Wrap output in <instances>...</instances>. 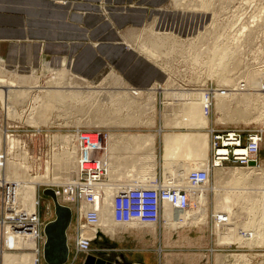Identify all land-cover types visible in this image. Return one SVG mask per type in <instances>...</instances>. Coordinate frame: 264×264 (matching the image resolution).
<instances>
[{"label":"rangeland","instance_id":"1","mask_svg":"<svg viewBox=\"0 0 264 264\" xmlns=\"http://www.w3.org/2000/svg\"><path fill=\"white\" fill-rule=\"evenodd\" d=\"M200 1L209 3L211 8L208 10L197 8ZM100 9L102 13H107L103 5ZM160 12L159 15L151 11L150 15L144 18L142 25L144 27L131 29L125 35V39L134 47L130 50L139 54L138 60L144 58L148 62L141 61V64L144 63L145 68L142 65L140 67V70H144L147 74L148 82L145 81L147 85L144 82L136 83V86L132 85L131 81V83L127 81L129 79L124 78V74L121 75L114 70L111 73L121 83L116 81V78H114L116 83L112 77L108 79V76H110L108 73L110 72L106 73L104 70L101 74L89 80L75 75L67 67L53 69L46 65L45 68L34 69L30 72L11 69L13 70L12 73L18 76L21 74L32 75L35 82L34 86L37 84L39 86L32 92H29V89V97L24 98L26 103L23 104L24 102L21 101L14 109L15 116L16 112H18L19 118H22L23 115L21 120L6 115L3 111L4 109L8 113V106L6 107L7 103L5 102L6 96L3 92L0 93V153L2 150H7V153L11 156L6 162L2 180L6 181L4 192H6L8 186L10 189H14V191L9 190L7 192V195L12 192L11 194L16 199L15 204L9 207L14 210V215H16L12 219L15 220L13 223L15 224L16 220L19 219H27L28 222L24 224L29 222L37 224L39 219L41 230L47 220L55 218L51 197L47 196L44 191L49 186L48 181L64 179L66 176H62L64 172L61 170V165L54 162L52 157L54 152L77 151L78 132L93 134L94 139L106 149L105 161L109 156L108 160L110 159L112 165L113 163H119L123 158L131 159L137 163L139 162V155L143 152L130 150L129 145H132L131 142H119L120 140L114 139L110 134L155 133L153 137L155 143L152 149V151L154 150L155 159L151 161L154 167L140 168L142 173L151 171L153 180L159 178L158 167L160 165L162 174L166 176L163 170L164 151L174 146L180 145L185 149L191 148V150L195 146L196 151L194 150L191 161L188 162H203L199 152L201 150L199 143L194 144L192 141L193 134H198L197 137H200V135H203L204 138L209 137L208 145H206L204 152L201 151L203 154L208 155L206 159L209 158L208 162L211 165L209 167V181L201 187L206 192L202 198L203 203L208 199L204 203L206 206L208 205L205 206L208 212L206 215L207 225L206 222L204 224L200 223L202 219H198L200 220L198 225V223L196 224L198 220L188 219L185 222L182 217L174 218L175 220L168 217L163 218L161 213L163 205L158 202L156 204L159 205L158 210L154 209L153 217L147 219L149 225L147 223L131 224L132 222L120 223L117 221L119 226L117 225L116 237L113 239L109 236V233H105L104 239L94 244V251L91 252L93 256L89 255V257L93 260L100 258L112 264H123L124 262L218 264L217 256L225 254L226 259L222 264H264V243H247L242 235L238 236L241 237L242 241L235 239L234 234L229 230V228L234 227L232 225L233 221H238L234 218L239 216L244 218L241 219L243 220L242 227L247 226L249 222L253 223L248 233L249 237L255 234L259 230L260 218L262 215L264 216V202L256 205L252 199L243 208H241L242 205L240 206L239 215L233 214L230 219L222 218L220 213L217 215L215 194L223 186L219 182L213 167V163H215L214 134L221 135L228 131H240L243 135V142L246 143L249 132L254 130L264 131V0H168L163 4ZM191 13L200 16L197 25H194L196 22L190 21L188 15ZM190 22L192 23L190 24ZM123 31L125 32V30ZM202 37L204 38L201 40ZM4 68L8 67L3 65L0 67V72ZM62 73L68 74V76L71 75L70 79H81L80 82L82 80L92 82L94 79L97 80H94V82H98L94 84L97 88L90 90L99 92H92L87 97L84 95L81 100L83 103L78 102L80 104L73 103L59 107L55 110L56 113L53 112L54 117L52 116V121L49 123L48 102L41 105L39 98H41L43 89L54 82L56 78L64 76V74L61 76ZM8 75L7 73L4 77H0L1 82L7 83L2 82L6 86L12 82ZM247 81L249 83L245 87L240 85L241 82ZM123 84L128 89L138 91L143 96V100L137 106L143 108L140 114H144V116L140 119L139 114L136 112L137 106L131 105L123 108L122 105H115V109L119 113L130 116L127 119H121L119 123L115 122L114 126H109L106 123L110 119L111 106L105 104L107 101H100L98 98L109 96L108 93L103 92L104 90H126ZM243 94L252 98L248 100L247 97H243ZM224 102L231 111L230 116L225 117L223 113H219L217 110L218 105ZM35 103H38V111L30 118L31 123L40 118L43 123H46L42 127H32L27 122ZM207 106L209 107V113L206 109ZM149 109L150 111H148ZM244 111L248 115L242 117ZM102 115H104L105 124L97 125L103 119ZM122 124L125 127H122ZM35 128H41V130L36 131ZM56 134H60L59 141L62 142L59 143V148L54 151L50 137ZM61 134H66V136L64 137ZM6 135H12L16 141L21 143L19 142L18 146L11 148ZM64 138H67L66 140L70 139L69 146L63 141ZM110 145H113L115 150H112ZM143 151L145 152V150ZM146 153L148 155L152 154L151 151H146ZM29 154L32 156L28 164L27 156ZM129 155L132 158H129ZM259 160L257 166L253 164V167L248 168L239 167L233 161L224 163V165L230 167V171L234 172L235 176L262 175L260 170H262L261 165L264 164V141L261 145ZM9 162L17 163L21 168L19 171L22 169L23 171L15 175L14 172H11L12 169L7 168ZM52 165H59V167ZM206 166L203 169H206ZM24 173H26L25 176ZM125 176V174H121L119 183L126 184L127 177ZM140 176V179L146 177V175ZM164 176L162 177L165 182L166 177ZM249 179L255 180L256 178L251 177ZM33 181L34 183H41V186H38L37 197H30L33 194L31 191ZM104 182H110L108 176ZM111 184L118 186L117 183ZM25 185H28L27 191H24ZM185 186L189 187V185ZM232 188L235 187L229 185L227 191L231 192L230 189ZM236 188L242 194L252 193V189L257 188L259 190L252 197L264 195V184L242 183L238 184ZM215 189L217 190L215 191ZM7 195L4 213L5 222L9 223L6 216L9 204ZM227 204L228 209L232 207L230 202L227 201ZM223 206H226V202ZM124 209L127 210V213L120 214L119 218L116 216V219H128L129 216L133 215V210L131 211L132 214L129 215L126 206ZM30 216H34V218L31 219ZM74 219L77 218L74 216ZM216 222H219L222 229H224L219 235L216 234ZM72 224L73 228H71L70 234L74 256V254L78 255L75 246V238L77 237L76 220ZM166 224L172 226L167 227ZM40 230L39 235L41 237ZM220 240L224 244L220 243ZM5 252L6 246L4 245V249L0 252V264H14L17 258L23 259L20 255H23L24 252H17L13 249L11 259L4 262L1 255ZM80 256L82 258L80 257L77 264H83L85 257H87L82 254ZM39 259L40 257H38L37 263L31 262L29 264H41L39 263L41 259ZM31 260H33V257ZM89 262V264H93L94 261Z\"/></svg>","mask_w":264,"mask_h":264},{"label":"bare ground","instance_id":"2","mask_svg":"<svg viewBox=\"0 0 264 264\" xmlns=\"http://www.w3.org/2000/svg\"><path fill=\"white\" fill-rule=\"evenodd\" d=\"M197 8L208 10L211 8V5L209 3H205V2L200 1ZM188 17H189L190 21L191 20L193 21V23L196 22V24H194V25L198 24V21L200 18L199 15H197L195 13H191L188 15ZM191 23L192 22H190V24ZM203 38L204 37H202L201 40ZM13 70H11L9 68H4L3 71L0 72V77H2V76L4 77L8 73L9 74L8 77L12 81L11 84H9L8 86L3 84L6 82L2 81L3 82L2 83L0 81V93L3 92L6 96L5 102L7 103L6 107L8 106V113L6 112V110L3 109V111L6 113V115L10 118H16V117L19 118L18 112H16V116H15V110L14 109L16 108V106L19 105V103L21 101L24 102V98L29 97V94H30V93H28L29 89H30L29 92H32L35 88H38L39 86H38V84L34 86L35 82L32 79V77H33L32 75L21 74L18 76L16 74L12 73ZM105 72L106 73L110 72V73H108V75H110V76H108V75H106V76H108V79L110 77H112L113 81L115 82L114 78H116V77L111 73V71L107 70ZM63 74H64V76L62 78H56V79L54 78L55 79L54 82H52L48 87H46L45 89H43L41 91V93H42L41 98H39V103L41 105H45L48 102V105H49L48 121H49V123H51V121H52V116L54 115L53 112L56 109H58L59 107L64 106V105H70L73 103L77 104L78 102L83 103L81 100H82V97L84 95H86V97H87L92 92H99L96 90H93V91L90 90V89L97 88V86L94 85L95 83L96 84L98 83V82H94L95 79L93 80V82L89 81V80H87V81L82 80L83 82L82 81L80 82L79 80H81V79H78V80L70 79L72 77L71 75L68 76V74L62 73L61 76ZM23 79H25V80H23ZM116 79H117L116 81L120 82V80L118 78H116ZM95 81H97V80H95ZM105 82H106V80H105ZM248 83H249L248 81L247 82H241L240 85L245 87L246 84H248ZM248 87H250V86H248ZM124 88L126 90H121V91L104 90L103 92L108 93L109 96H103V97L98 98V100H100V101H103V100L107 101V102H105V104L111 106V108H110L111 109L110 119L106 123L109 126H114L115 122L119 123V121L121 122V119L124 120V119L129 118V116H130V115L124 116L123 113H119L115 109V105H122L123 108L126 106H131V105L137 106V105H140V102L143 100L142 99L143 96L138 91L128 89V87H126V86ZM106 89H108V88H106ZM251 91H253V90H251ZM248 96L246 94H243V97H247L248 100L252 98V97H248ZM25 103L26 102H24L23 104H25ZM23 104H21V105H23ZM78 104H80V103H78ZM225 104H226V102H224L222 104L220 103L217 107V110L219 113H223V115L226 117V116L231 115L230 114L231 111L229 110V108ZM258 104H260V103H258ZM37 106H38V103H35V106L32 107V111L27 118V122L32 127L33 126L42 127V126L46 125V123H43V120L40 118L36 119L35 122L31 123L30 118L34 116V113L36 111H38ZM142 110H143V108L141 109L137 106L136 112L139 114L140 119H142V117L144 116V114L143 115L140 114V111H142ZM148 111H150V109ZM55 113H56V111H55ZM88 113H86V114H88ZM242 114H243L242 117L248 115V113L246 111H244V113H242ZM102 117H103V119L97 125H104L105 124L104 115H102ZM218 117H219V114H218ZM19 119L20 120L23 119V115H22V118H19ZM117 119H118V121H117ZM0 120H1V117H0ZM218 121H219V119H218ZM122 127H125L124 124H122ZM35 129H36V131L41 130V128H35ZM120 129H122V128H120ZM78 134H79V132L77 133V135ZM61 135L64 137L66 136V134H61ZM154 135H155V133L110 134V136L113 137L114 139L120 140L119 142H126V143L131 142L132 145H129L130 150H136V151L140 150L139 152L144 153V154L141 153L139 155V157H138L139 162H137V163L133 162L131 159L123 158L119 163H113V165H112L110 159L108 160L109 156H108L106 161H105V159H106L105 155L102 158V160L104 162V167L107 170V176H108V179H110V182L109 183L104 182L102 184V186L100 187V190L102 192V198L100 199L101 202H100V205L98 207L99 222H100L99 226H100V229L102 230V232L104 234L109 233V236L113 239L116 237V230L118 229L117 225L119 223L117 221H119L120 223L132 222L131 224H133V223H135V224H146L147 223L149 225L147 218L145 219V217H142L141 212L138 211L137 205H139V200H141L142 198L148 199V201H147L148 204L151 203L153 205L151 207L152 210H154L156 204L158 202H160L156 193L145 195V194H142L139 191H137V189L135 187L137 184L141 185L142 182L145 184L148 181L153 180V178H152L153 173L151 171L142 173V171H140V168L147 167V166L154 167L153 163H151V161H153L155 159L154 150L152 151V149L154 147V143H155L154 139H153ZM197 135L198 134H193L192 141L194 144L199 143L200 148H201V150H199V152H200L201 158H203V160H202L203 162H200V163H195L194 161L188 162V161H191L190 159L194 154L195 146L192 148V150H191V148L185 149V147H182L180 145L174 146L171 149L165 150L164 151V157H163L164 158V167H163L164 169L163 170H164L166 176H164V175L163 176L166 177V183L168 181H174L178 186H180L182 188H189V187L185 186V185H188V182H187L188 172L195 170V169L203 168L206 165H207L206 169H208L209 174H210L209 167L211 165H210V162H208L209 158L206 159L208 157V155H205L202 153V152H204L206 145H208V143H209L208 142L209 137L204 138L203 135H200V137H197ZM0 136H1V132H0ZM6 136H7V138H6L7 142L11 148H13L16 145L18 146L20 141L19 142L16 141L12 135H9V136L6 135ZM59 137H61L60 134H56L53 137L52 136L50 137V140L52 142L51 144H53V147H54L53 148L54 151L56 148H59L58 147L59 143L62 142V141H59L60 140ZM235 137H236V133H234V131H230V136L228 138L229 140L225 141L223 146L220 148V151L214 153L215 163L216 164L218 163V165H221V167H215V165L213 167L215 168V172H216L215 174L218 176L219 182L223 186L219 190L215 189V191L217 190V193L215 194L216 195V206H217L216 207L217 208L216 214L218 215V213H220L222 218H224V219H230V216H232L233 214L239 215V213L241 211L240 206L242 205L241 208H243L244 205L246 206L248 203L251 202L252 199L255 201L256 205L260 202H264V195L258 196V197H252V195H254L255 192H257L259 189L254 188V189H252L253 190L252 193L242 194L239 192V189L236 188L238 186V184H242V183H244V184L254 183V185L264 184V177H263V175H264V164L261 165L262 170H260V171H262V175L252 174L251 176H248V177L235 176L234 172L232 173L230 171V167H225V165H224V162L232 161V160H230L231 151H230L229 146L234 147L235 145H239V144L234 143V140L236 139ZM190 138H191V136H190ZM66 139L67 138H64L63 141L66 143L67 146H69L70 145V142H69L70 139L69 140H66ZM241 145H243V143ZM110 148H112V150H115V147L113 145H110ZM139 148H141V149H139ZM143 150H145V152ZM146 151H151L152 154L148 155L147 154L148 152L146 153ZM241 153H242V151H240V149H238V151H236V155H239ZM78 155H79L78 145H77V151L76 150H74V151L73 150H67V151L65 150L63 153L54 152V155L52 158L54 159V162H57V164L61 165V170L64 172L62 174V176H66V177L64 179L52 180V182L48 181L49 186L46 189L54 190L55 188H53V187H57V186H62L64 188H67L68 183L72 182V180H73L72 178L76 174V170L78 167V162H77L78 157H79ZM31 156H30V154H29V156H27V163L28 164L30 163L28 161H30ZM238 157L239 156H236V158H233L234 160H236V161H234V163H237V164L239 163L237 161ZM129 158H132V157L129 155ZM7 166H8L7 168H10L13 170L11 172H14L15 175H17L21 171H23V169L21 171H19L21 168L19 167V165L17 163H14V162L13 163L9 162ZM52 166L59 167V165H52ZM239 167H241V166H239ZM243 168H248V167H243ZM220 169L222 171H219ZM46 174H48V173H46ZM121 174L126 175L125 176V177H127V180L125 181L126 184L119 183L120 178H121ZM25 175H26V173H24V176ZM140 175H146V177L144 179H140V177H141ZM114 177H116V178H114ZM251 177L256 178V179L255 180L249 179ZM111 178H113V179H111ZM247 179H249V180H247ZM105 180H106V178H105ZM30 183H31V181H30ZM111 183H117L118 186L111 184ZM40 184H41L40 182L34 183V181H33L32 189H31L33 194L30 197H37L38 186L40 187L41 186ZM229 185L235 187V188L230 189L231 192L227 191V187ZM27 186L28 185L24 186V191H27L26 190ZM196 189H197V191H196ZM204 190L205 189H201V187L193 189L194 195H195L194 196L195 200H193V202L191 203V207L188 210L187 209H181L179 207H175V206L171 205L167 200L161 201V203L163 205L162 212H161L163 215V218L168 217V218H172L171 220H175L174 218L182 217L183 219H185V222L188 221V219H193V221H197L198 219H200V220L202 219L200 223L204 224L206 222V225H207L208 221H207L206 215L208 212L206 210L207 209L206 207L208 205L206 206V204H204V203H206V201H208V199L206 201L204 200L205 202L203 203L202 198H203L204 194L206 193ZM34 191H35V193H34ZM127 191H129V192L133 191V192L129 193V195L126 197H122L120 195V194H124L123 192L127 193ZM232 191H237V192H232ZM57 198H58V201L61 205L68 206L69 208H71L72 213H73L72 222L76 220V225H77L78 215H76V206L70 202L69 196L68 195H65V196L64 195H57ZM51 200H52V198H51ZM35 201H37V200H35ZM227 201H228V203L230 202V204L232 205V207L231 208L229 207V209H228ZM7 202L9 204H8V210H7L6 216L9 220L8 221L9 223L5 222V230L6 231H5V236H4L5 238L4 239H5L6 252L2 253V255H1L2 260L4 262H6L5 260H10L12 257L11 252L13 251V249H15L17 252L18 251L24 252V254L20 255L23 259L17 258L16 263H14V264H29L31 262L37 263L38 257H40V259L44 261V259H43V246H44L45 241H46V237L44 234V228H43L44 238L42 240V239H40L41 237L39 235L38 222H37V224L29 222L27 224H22V225H19V224L16 225V223L15 224L10 223V221L12 219H14V217L16 216V215H14V210L12 208H9L10 206L15 204V202H16V199L13 197V195L10 192L7 195ZM52 202H53V200H52ZM224 202H226L225 207L223 206ZM53 205H54V203H53ZM129 205H133L135 207V210H137L135 215L129 216L128 219H116L115 218L116 216L119 218L120 214H126L127 213V210L124 209L125 206L127 207L128 212L130 213L129 215L132 214L131 211L133 210V206L130 207ZM82 210L84 212L85 211L87 212L90 210V207L86 206ZM223 213H224V215H223ZM217 215H216V217H217ZM74 216L77 219H74ZM216 217H215V219H216ZM29 218L33 219L34 216H30ZM234 219H237L238 221H233L234 223L232 225L234 227L229 228V230L234 234L235 239H239L242 241L241 237H238L239 235L240 236L242 235L243 239L246 240L247 243L248 242L250 244L251 243H259V244L264 243V221H263L264 216L263 215L260 218L261 223L259 226V230L257 232H255V234L250 235V237H249L248 233H249L250 229L252 228L253 223L249 222L247 226L242 227L243 220H241V219H244V218L238 216V217H235ZM176 220H179V219H176ZM200 220H198L196 222V224L198 223V225H199ZM71 225H72V223H71ZM121 226H123V225H121ZM150 226H152V225H150ZM166 226L168 227V226H172V225L166 224ZM215 226H216V231H217L216 234L219 235L221 233V231L224 229H222L219 222H216ZM76 230H77V226H76ZM78 233H79V231H77V236H78ZM253 238H254V240H252ZM76 242H77V237H76ZM235 242H236V240H235ZM38 243L40 244L39 247H38ZM220 243H222V241ZM68 244H69L70 249H71L72 243H71V239L69 240V235H68ZM222 244H224V243H222ZM32 257H33V260H31ZM225 259H226L225 254H221V255L219 254L217 256V263L222 264L225 262Z\"/></svg>","mask_w":264,"mask_h":264},{"label":"crops","instance_id":"3","mask_svg":"<svg viewBox=\"0 0 264 264\" xmlns=\"http://www.w3.org/2000/svg\"><path fill=\"white\" fill-rule=\"evenodd\" d=\"M167 1L0 0V67L5 65L25 72L39 70L46 65L53 69L67 67L75 75L89 80L103 70H114L124 74L123 77L132 85L140 82L147 85V74L140 67L145 68L143 64L148 62L144 58L138 60L139 54L130 50L133 46L125 35L131 29L144 27V18L151 11L160 15ZM102 5L106 14L101 12ZM158 176H163L161 165ZM54 219L47 220L42 228ZM71 228L73 224L67 231L72 241ZM72 247L70 249L69 246L66 264H77L80 260V255L73 256ZM87 257L83 264H86ZM39 263L47 264L45 260Z\"/></svg>","mask_w":264,"mask_h":264},{"label":"built area","instance_id":"4","mask_svg":"<svg viewBox=\"0 0 264 264\" xmlns=\"http://www.w3.org/2000/svg\"><path fill=\"white\" fill-rule=\"evenodd\" d=\"M209 113V107H206ZM236 133V139L234 140L235 145L229 146L231 151L230 160L236 161L233 158L239 156L237 161L241 167H253V164L257 166L260 162L259 154L261 145L264 141V131L254 130L249 132L247 136V142H243V135L240 131H234ZM97 136V135H96ZM230 131L225 134H214L213 149L214 153L220 151L225 141H228ZM79 157L78 167L75 176L72 178V182L68 183L67 188L62 186L53 187L55 188L56 195H68L70 202L76 206L77 219V231H79L76 242V249L78 255H91L94 251V243L101 241L106 236L100 229L98 207L100 205V199L102 198V192L100 187L105 181L107 176V170L104 167L102 158L106 154L101 144L94 139L93 134L79 132L77 138ZM243 143V145H241ZM242 151L241 154L236 155V151ZM11 156L7 153V150H2L0 153V252L4 249V230H5V213L4 204H6V195L10 190L4 192L6 181L2 180V175L5 172V166L7 160ZM230 161V162H232ZM227 163V162H224ZM215 167H221L218 163H213ZM237 164V163H235ZM213 165V166H214ZM210 174L208 169L199 168L192 170L187 174V182L189 188H182L178 186L174 181L164 182L163 177L156 178L155 180L148 181L147 183H141L136 185L137 191L142 194L156 193L159 201L167 200L171 205L179 207L181 209H189L194 199L193 189L202 187L209 181ZM134 191V190H133ZM133 191L123 192L120 194L122 197H126ZM189 191V192H188ZM12 193V192H11ZM15 193V192H14ZM119 198V197H118ZM148 199L142 198L139 200L138 211L141 212V216L145 219L153 217L154 210L151 209L153 206L151 203L148 204ZM125 204V203H124ZM133 204V203H132ZM90 207L89 211H83L84 207ZM132 207L133 205H129ZM159 206V205H158ZM158 206H155V210H158ZM137 210L133 206V215ZM158 213V212H157ZM156 213V215H157ZM137 218V217H136ZM221 221V219H219ZM15 220H11L13 223ZM28 222L27 219L16 220V225H22ZM38 228L40 230V220L38 219ZM164 222V221H163ZM14 224V223H13ZM42 228L40 230L41 238L43 240L44 234L42 235Z\"/></svg>","mask_w":264,"mask_h":264},{"label":"water","instance_id":"5","mask_svg":"<svg viewBox=\"0 0 264 264\" xmlns=\"http://www.w3.org/2000/svg\"><path fill=\"white\" fill-rule=\"evenodd\" d=\"M45 194L52 198L55 210V219L48 222L44 227L46 241L43 247V257L47 264H66L69 260L70 249L67 231L73 220V213L68 206L61 205L54 190L46 189ZM93 264H106L104 261L96 262L88 258Z\"/></svg>","mask_w":264,"mask_h":264}]
</instances>
